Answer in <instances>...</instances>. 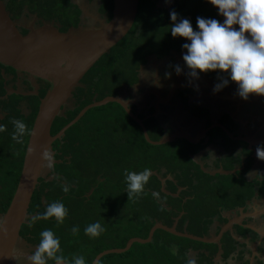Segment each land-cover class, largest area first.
Segmentation results:
<instances>
[{
    "label": "trees",
    "instance_id": "obj_1",
    "mask_svg": "<svg viewBox=\"0 0 264 264\" xmlns=\"http://www.w3.org/2000/svg\"><path fill=\"white\" fill-rule=\"evenodd\" d=\"M100 1L99 12L105 21H109L112 0ZM158 1L138 0L130 30L88 71L82 80L85 88L77 89L74 95L77 104L75 109L70 112L72 114L69 118L55 123L51 134L93 100L116 96L123 89L135 85L138 81L137 71L147 57L162 59L171 51L178 53L184 50L182 44L186 41L180 37L173 38L169 31L173 23L169 17L170 11H175L178 20H189L194 31L197 17L221 22L218 10L207 0H172L173 5L167 10L159 9ZM163 1L165 4L169 0ZM26 4L32 10L34 8L43 20L59 22L63 25V30L75 26L78 21V12L69 0H28ZM22 7L21 0H8L5 9L11 19L15 20L19 18ZM7 70L12 72L9 68ZM205 74L219 82L220 74ZM1 80L0 96H3ZM44 93L45 88L39 91L38 96L11 95L0 100L1 112L7 113L5 119L0 121V214L6 211L15 191L39 99ZM19 101H23L28 109L26 117L16 109ZM144 116L139 115L142 119ZM14 119L22 121L26 126L19 143L11 138ZM143 125L151 141L161 139L163 129L155 118L144 120ZM222 135L229 141L223 133ZM65 138L67 140L63 147L67 149L66 154L76 163L75 172H66L64 178L69 191H62L64 185L55 179L35 188L27 211L28 217L20 228L19 236L35 247L40 239L39 233L44 229H51L59 238L62 254L69 261L73 255H83L86 264H91L102 251L123 248L131 238L146 239L154 224L160 223L170 228L176 219L177 232H186L199 238L209 235L215 220L216 236L227 222L222 217L223 213L245 208L255 193L258 197L264 196L263 173H259L254 181L248 182L245 179L252 164L250 152L245 148L243 165L240 159H233L221 166L224 171L231 172L237 168L236 171L226 175H208L191 159L200 148L191 146L182 139L159 146L149 145L144 140L140 127L115 103L87 110L66 132ZM179 141L181 144L175 145ZM229 142L235 146L238 144ZM169 150L171 152L167 153ZM145 168L150 169L149 180L145 185L147 194L129 197L125 169L141 172ZM97 176L103 180L100 182ZM90 189L92 193L86 196ZM154 192L159 194L158 198L152 196ZM54 201L62 202L67 209V216L62 224H56L53 218L32 219L42 213L48 203ZM93 222H99L104 228L100 237L94 240L84 234V228ZM73 226L79 227L77 236L71 233ZM233 229L241 236L255 235L240 226H234ZM235 246L228 231L222 235L218 247L216 244H204L156 230L149 243H133L128 251L103 256L97 264H191L188 257L190 252L197 253L195 264H213L219 250L220 257L224 260L235 252ZM173 248L176 250L175 255L170 252ZM48 264L53 262L49 261Z\"/></svg>",
    "mask_w": 264,
    "mask_h": 264
},
{
    "label": "water",
    "instance_id": "obj_2",
    "mask_svg": "<svg viewBox=\"0 0 264 264\" xmlns=\"http://www.w3.org/2000/svg\"><path fill=\"white\" fill-rule=\"evenodd\" d=\"M137 5L138 0H112L111 19L101 22L95 29L60 33L50 25H45L35 29L31 28L27 34L23 35L16 22L6 11L4 1L0 0V65L16 72L28 74L48 86L39 101L15 191L6 211L0 215L5 218V224L0 227V264H12L14 249L20 241L19 231L21 226L26 223L31 196L45 164L41 158L43 150L48 149L50 152L51 143L58 139L87 110L108 103H116L140 127L143 138L149 145H164L176 139L194 144L187 136L178 133L162 137L156 142L151 141L143 126V121L130 112L127 103L120 97H105L85 106L55 136L50 135V127L54 118L59 114L60 108L71 98L74 89L79 86L85 73L130 30L136 16ZM216 126L232 140L243 141L252 147L264 144V141L254 143L255 141H249L243 137H233L221 125L216 124ZM176 221L177 219L170 228L160 223L154 224L146 239L131 238L123 248L104 250L96 255L91 264H97L100 258L109 254H122L128 251L133 243H149L156 230L204 244H216L219 247L222 235L229 232L232 225H238V223L228 220L216 236L199 238L186 232H177L175 230ZM220 253L219 250L218 256Z\"/></svg>",
    "mask_w": 264,
    "mask_h": 264
},
{
    "label": "crops",
    "instance_id": "obj_3",
    "mask_svg": "<svg viewBox=\"0 0 264 264\" xmlns=\"http://www.w3.org/2000/svg\"><path fill=\"white\" fill-rule=\"evenodd\" d=\"M219 16L222 23L224 18ZM184 52H172L169 57L159 60L147 57L141 66L138 89L133 95L135 100L140 101V109L148 108V115L144 120L155 118L163 129L162 137L178 133L193 141L194 144H189L200 149L191 159L203 173L211 176L236 171L237 168L231 172L224 171L221 166L233 159H240L243 165L245 148L252 159L245 179L248 182L256 180L259 173L264 171V161L256 156L258 145L252 147L243 141L232 140L216 124L221 125L233 137H243L255 141L254 143L264 141V96L250 95L246 101L242 100L237 94V86L231 81L227 87L214 92V85L218 82L205 73H200L198 79L188 74L182 60ZM176 66L181 69L179 75L175 71ZM220 131L229 141L237 142V146L225 140ZM233 150L235 151L232 153ZM222 217L238 223L229 230L236 248L224 260L217 252L213 264H264V196L258 197L255 193L245 208L223 213ZM243 225L252 229L255 235L241 236L233 229L234 226L247 229ZM215 227L217 222L214 220L209 235L205 238L215 236ZM196 255V252L188 254L191 264H195Z\"/></svg>",
    "mask_w": 264,
    "mask_h": 264
},
{
    "label": "clouds",
    "instance_id": "obj_4",
    "mask_svg": "<svg viewBox=\"0 0 264 264\" xmlns=\"http://www.w3.org/2000/svg\"><path fill=\"white\" fill-rule=\"evenodd\" d=\"M167 2V0H166ZM218 10L224 19L197 17L196 30L189 20L177 19L175 11H170L169 17L173 21L169 28L173 38L180 37L186 42L182 44L185 52L182 60L188 69V74L195 79L200 73L216 72L219 82L214 85L213 91L218 92L227 87L229 81L237 86V94L242 100L250 95L264 96V0H207ZM179 75L181 69L175 68ZM168 74L166 73V77ZM224 77H227L226 79ZM158 86V85H157ZM14 132L12 139L21 142L26 126L20 120H12ZM2 130V129H0ZM256 156L264 161V145L256 147ZM42 160L46 166L52 162V154L48 149L42 152ZM128 196L147 194L145 185L150 176V169L133 172L125 169L124 172ZM67 193L68 186H62ZM158 193H152L158 198ZM67 216V209L62 202H51L42 213L33 217V220H48L53 218L56 224H62ZM5 224V218L0 217V227ZM104 232L99 222L88 224L84 234L89 239H98ZM73 236L79 233V227L71 228ZM40 239L34 251L28 256V264H86L83 255H73L71 261L62 254L59 238L51 229H44L39 233ZM175 255V248L170 249Z\"/></svg>",
    "mask_w": 264,
    "mask_h": 264
},
{
    "label": "flooded vegetation",
    "instance_id": "obj_5",
    "mask_svg": "<svg viewBox=\"0 0 264 264\" xmlns=\"http://www.w3.org/2000/svg\"><path fill=\"white\" fill-rule=\"evenodd\" d=\"M3 1L5 3V7H6V3L8 0H3ZM69 1L73 5V8L78 12V18H77L78 24L76 23L77 26H70V27L66 28L65 30H63L64 29L63 25H61L59 22H56L55 20H43L40 16H38V14L36 12H32L30 9V5L28 6L27 4L25 7V10L21 11V14L19 16L20 18H17L14 21L16 22L17 27L19 28L21 34H23V35L27 34L29 29H31V28L35 29V28H39V27H42L45 25H47V26L50 25L52 28L56 29L60 33H66L69 31H72L75 33V32H82L85 30L98 28L101 22H107V21H105L104 16L99 12V9L101 6L100 0H98L97 6L95 5L96 6V13L95 14L98 17L90 15V10H89L90 8H88V5H90L93 1H96V0H69ZM163 2H164L163 0L158 1L157 7L159 9H166L167 10V9H170V7L173 5L172 0H169L165 4ZM217 14H218V11H217ZM9 16H10V14H9ZM23 23H26L27 25H23ZM92 24L95 26V28ZM171 53H172V51L170 52V54ZM169 56L170 55H167V57H169ZM152 57H155V56H152ZM165 57H163V58H165ZM157 60H159V59H157ZM7 68L8 67H4L2 65L0 67V79H2L1 83H2L3 90H4V94H3V96H0V100L7 99L11 95H18L20 97L38 96L39 91L41 89H44V88H45V92H46L48 86L45 83L32 78L28 74L16 72V71L12 70L11 68H9L12 70V72H11V71L7 70ZM88 71L85 73V75L88 73ZM85 75L80 80L79 86L74 89L71 98L68 100V102L64 106H62L60 108L59 114L54 118V120L51 124V127H50V135L51 136H55L63 127H65L71 120H73L77 116V115L74 116L71 120L67 121V123H65L61 127L58 126L59 127L58 130L54 134H51V130L55 126V123H59L60 121L62 122V120H66L67 118H69L70 114H72L70 112H73V110L75 109L77 104H76V99L74 98V95L76 94L77 89L85 88L86 85L82 83V80L84 79ZM139 76H140V71L137 72L138 81L135 85H133L129 89H123L116 96H113V97H120L124 102L127 103V107L130 110V112L134 116H136L138 119L144 121V118L143 119L140 118L139 115H143V114L145 116L148 115V112L146 111L148 108L145 107L143 109L142 108L140 109L141 103H139L140 101L135 100L134 95H133L134 91L136 89H138ZM107 97H110V96H107ZM40 99H39V101H40ZM93 102H97V101L93 100L92 103ZM16 109L19 110V113L22 116L26 117L28 115V111H27L28 109L26 108V105L24 104L23 101L18 102ZM6 115H7L6 112H1V110H0V121L4 120ZM81 117L73 125H75L81 119ZM73 125H71L68 129H66L64 131V133L58 139L54 140L51 143V149H50V153L52 154L51 165L46 166V164H44L43 170L41 171L40 176L37 179V185L35 188H37L41 184L50 182L53 179H55L61 185L65 186L66 181L64 180V178H65L66 172H68L70 174L71 173L73 174V172H75L76 163L74 161H72V158L70 155L66 154L67 149L63 147L64 143H66V140H67L65 138L66 132ZM109 146L112 147L111 144ZM110 150H112V149H110ZM263 172L264 171L262 170L261 173H263ZM99 177L100 176H97V179L101 182L103 180V178H99ZM91 193H92V189H90L85 195L88 196ZM27 217H28V215H27ZM243 226H245V225H243ZM247 230L252 232V230H250L248 228H247ZM18 243H19V245L17 244L15 249H14V256H13L12 264H28V256L32 253V251H34L36 246L34 247V246L29 245L27 243V241H25L21 237H20V241ZM18 246H19V252L17 251Z\"/></svg>",
    "mask_w": 264,
    "mask_h": 264
},
{
    "label": "rangeland",
    "instance_id": "obj_6",
    "mask_svg": "<svg viewBox=\"0 0 264 264\" xmlns=\"http://www.w3.org/2000/svg\"><path fill=\"white\" fill-rule=\"evenodd\" d=\"M21 2H22V5H23V7H22V11L23 10H25V7H26V3H28V0H21ZM97 4H98V0H96V1H93L90 5H88V8H90L89 10H90V15H92V16H95V17H98L95 13H96V6H97ZM96 5V6H95ZM31 9V8H30ZM31 11H36L34 8H33V10L31 9ZM70 13H71V11H70ZM21 14V13H20ZM20 18V17H19ZM71 20V22L75 25V23H74V21L72 20V19H70ZM78 24V23H77ZM77 24L75 25V26H77ZM23 25H27L26 23H23ZM93 25V24H92ZM94 26V25H93ZM94 28H95V26H94ZM144 65V64H143ZM143 65H141V66H143ZM141 66L139 67V69H138V71L137 72H139L140 71V69H142L141 68ZM181 144V141H179V142H176L175 143V145H180ZM171 152V150H169V151H167V153H170ZM168 155V154H167ZM192 162L195 164V165H197L198 167H199V165L194 161V160H192ZM123 169V168H122ZM201 169V168H200ZM202 170V169H201ZM18 245H19V243H18ZM17 251L19 252V246H18V249H17Z\"/></svg>",
    "mask_w": 264,
    "mask_h": 264
}]
</instances>
